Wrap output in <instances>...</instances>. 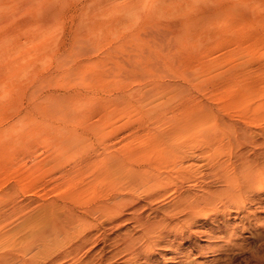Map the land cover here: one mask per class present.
<instances>
[{
	"label": "rangeland",
	"instance_id": "obj_1",
	"mask_svg": "<svg viewBox=\"0 0 264 264\" xmlns=\"http://www.w3.org/2000/svg\"><path fill=\"white\" fill-rule=\"evenodd\" d=\"M261 129L264 0H0L1 252L61 224L51 264H264V163L248 187L239 157ZM203 194L145 251L131 215Z\"/></svg>",
	"mask_w": 264,
	"mask_h": 264
},
{
	"label": "bare ground",
	"instance_id": "obj_2",
	"mask_svg": "<svg viewBox=\"0 0 264 264\" xmlns=\"http://www.w3.org/2000/svg\"><path fill=\"white\" fill-rule=\"evenodd\" d=\"M241 130V129H240ZM239 130V131H240ZM261 130H263V132L262 133H264V129H261ZM244 131H245V134L246 133H250V135H251V133H257L256 132V130H252L251 128H244ZM243 131V132H244ZM242 132V131H241ZM242 132V133H243ZM241 133V134H242ZM254 133L252 134L253 136H255L254 135ZM262 133H258V134H262ZM249 136V140L250 141H248V140H246V142L248 143V142H252L253 140H251V138L253 137V136ZM257 135V134H256ZM242 136H243V134H242ZM247 137V136H246ZM256 138V137H255ZM254 137L252 138V139H255ZM241 139V138H240ZM136 140V139H135ZM148 141H150V140H144V139H142V138H139L138 139V141H137V144H143V145H148ZM245 142V141H244ZM245 142V143H246ZM263 142V141H262ZM264 143V142H263ZM248 144H250V143H248ZM261 147V146H260ZM259 147V148H260ZM262 147L264 148V146H263V144H262ZM255 148V147H254ZM247 152V151H246ZM245 152V153H246ZM243 154V155H242ZM241 156H239L240 158H242L241 159V170L242 171H240V173L242 174V175H240V176H243L241 179H243L242 181H244L245 183L244 184H247L246 186H248V187H252V186H254L256 183H255V181L257 180V178H255V180H254V178L252 177L253 175H252V173H254L255 172V170H257L258 168H259V166L260 165H262L263 163H264V150H252L251 149V151L250 152H247L245 155H244V152L242 153V151H241V154H240ZM261 157V158H260ZM239 158V159H240ZM260 158V159H259ZM240 161V160H239ZM240 163V162H239ZM191 164H193L194 165V163L192 162ZM190 166V165H189ZM201 172V171H200ZM198 173V172H197ZM203 175V174H202ZM201 176V175H200ZM204 178V177H203ZM194 180H197L196 178L194 179ZM200 180V179H199ZM199 180H197V181H199ZM193 182V185L194 186H197L198 185V187L201 189V190H203V191H205L204 189H203V187H205L204 185H206L207 183H205V182H203L202 180V182L201 183H198V182ZM243 183V182H242ZM197 184V185H196ZM88 185V184H87ZM87 185H86V187H87ZM192 185V186H193ZM81 188V187H80ZM91 188V187H90ZM86 189V188H85ZM87 189H88V187H87ZM75 190H77L76 188H75ZM74 190V191H75ZM209 191V190H208ZM83 191H82V188L80 189V194L82 193ZM181 192V191H180ZM202 192V191H201ZM215 192V191H214ZM204 193V192H203ZM208 193V192H207ZM243 193V192H242ZM188 194V193H187ZM192 194V193H191ZM202 194V193H201ZM206 194V193H205ZM205 194H203V195H193V196H189L186 200H185V202L183 203V205L181 204V202L182 201H179V199H177L178 200V205H179V203H180V205H182V206H180L179 207V209H177V210H179V211H181L180 212V214L182 215V218L181 219H179L177 216H179V215H177V212L174 210V208H177V206H174L173 205V207H171V208H169L168 209V207H167V209H165V211L162 213V214H158V211H157V209L156 208H154L151 204H150V206L149 207H147L150 211H144V208L142 209V210H139V211H136V213L137 212H139L136 216H133V215H131L132 217L130 218V219H132L133 220V222L134 223H136L137 224V226H139L140 227V229H141V234L139 235V236H137L136 238H138L139 240H142L143 242H144V249H146L145 251H147L148 252V250L151 248V247H153V246H155V245H157L159 242H160V240H161V238L166 234V231H168V229L169 228H173V224H175L176 222H183V223H181V224H186V226H188V225H191V223L194 221V220H196V218H197V216L199 217V216H201V215H204L206 218L207 217H209L208 216V213H210V212H208V213H206L205 212V210H206V207L208 208L209 206H201V205H199V204H201V203H204V204H208L209 203V201H208V195H205ZM210 195H211V193H209ZM213 194V193H212ZM79 195V194H78ZM147 195V197L146 198H148V199H151L152 197V194L150 193L149 195L148 194H146ZM155 195H157V194H155ZM155 195H154V197H155ZM177 196L179 197L180 196V193L178 192V194H177ZM235 196V195H234ZM151 197V198H150ZM183 197H185V196H183ZM210 197H212V196H210ZM126 199V198H125ZM129 199V198H128ZM147 199V200H148ZM153 199V198H152ZM151 199V200H152ZM185 199V198H184ZM212 199V198H211ZM213 200V199H212ZM121 201H122V199H121ZM120 201V202H121ZM128 201V200H127ZM137 201V200H136ZM214 201V200H213ZM115 202H116V200H115ZM119 201H118V203H120ZM135 202V201H134ZM139 202V201H138ZM152 202H154L153 200H152ZM216 203H217V201H215ZM125 203H126V201H125ZM142 203V202H141ZM212 203V202H211ZM224 203V202H223ZM106 204V203H105ZM104 204V205H105ZM108 204V203H107ZM103 205V210L106 212V214H105V212L103 211L102 213H104L105 215H109L110 214V212H113V213H116V212H119L116 208H117V206H116V204H114V205H111V206H109V205ZM123 204H124V202H123ZM128 204V203H127ZM133 204H135V203H133ZM140 204V203H139ZM213 204H214V202H213ZM225 204V203H224ZM223 204V205H224ZM125 205V204H124ZM137 205V204H136ZM142 205V204H141ZM145 205L146 204H143V206L142 207H145ZM148 205V204H147ZM209 205H210V203H209ZM215 205V204H214ZM102 206V205H101ZM119 206V205H118ZM139 206V205H138ZM138 206H137V208L135 209V210H138ZM96 207V206H95ZM141 207V208H142ZM170 207V206H169ZM209 208H211V207H209ZM213 208H214V206H213ZM218 208V207H217ZM100 209V208H99ZM114 209H116L115 211H113ZM120 209H121V207H120ZM214 209H216V208H214ZM152 210V211H151ZM207 210H209V209H207ZM216 210H218V209H216ZM210 211V210H209ZM87 212V211H86ZM101 212V211H100ZM217 212V211H216ZM109 213V214H108ZM112 213V214H113ZM103 214V216L106 218L107 216H105ZM211 214V213H210ZM110 216V215H109ZM111 217V218H110ZM110 217H108V222L106 223L107 225H105L104 226V228H103V230H102V232L103 233H106L107 231H106V229H112V228H117V227H119V222L117 221L118 220V217L116 218V220L115 219H112L113 217H112V215L110 216ZM181 217V216H180ZM120 218V217H119ZM125 218V217H124ZM130 219H129V221H130ZM106 220V221H107ZM195 222V221H194ZM123 224V223H122ZM121 226V225H120ZM65 227V226H64ZM64 227H62V225L60 224V228L58 227V225H50V226H48V228H46V227H40L39 229H35V230H33V228L31 229L32 231L30 232V239H29V241L28 242H25L26 244H25V247H23V245L24 244H22V243H24V242H21V244H20V242L19 243H17V242H15V243H10V245H7V247L9 246V248H10V246H11V249H12V247H13V250L14 249H17V248H19V245H21V247H23L22 249H21V247L19 248V249H17L16 251H14L13 252V250H12V252L11 253H4V252H1V250H0V264H11V263H16V261L18 262L17 264H47V262H49L50 261V264H51V260L52 261H54V262H58V260H53V259H51V260H47V262H46V257H44V256H47L48 257V255L47 254H49V251H50V247L47 245V244H45L46 242H48V244H49V242L50 241H46V237H45V233H46V231L47 230H50V233H51V235H53V236H55V234L57 233V229L59 228V231H61V234H60V232H59V234L60 235H62L63 236V234L66 236V237H68L67 236V233H68V227L67 228H64ZM88 228H90V226L88 227ZM185 228V227H184ZM85 230V229H84ZM91 230V229H90ZM86 231V230H85ZM85 231H83V232H81L82 234L81 235H83V233L85 232ZM88 231H89V229H88ZM87 231V232H88ZM106 231V232H105ZM92 232V231H91ZM63 233V234H62ZM107 234V233H106ZM92 235V234H91ZM90 235V236H91ZM97 235V237H96V239L94 240V242H93V244H95V242H97V240L98 239H100V238H102V237H100V234H96ZM95 235V236H96ZM105 235V234H104ZM52 236V237H53ZM59 236V235H58ZM61 236V237H62ZM64 236V237H65ZM85 236H86V234H85ZM84 236V237H85ZM83 237V238H84ZM87 237H89V236H87ZM87 237H85V238H87ZM100 237V238H99ZM105 237V236H104ZM90 238V237H89ZM131 238V240H132V237H130ZM54 240H56L55 238H53ZM59 239V238H58ZM134 239V238H133ZM84 240V239H83ZM82 240V241H83ZM130 240V239H129ZM64 241V240H63ZM63 241H61V242H59V243H62ZM68 241V240H67ZM133 241V240H132ZM132 241H130V243H129V241H127V242H125V247L126 246H130L132 243ZM70 242V241H69ZM76 242V241H75ZM84 242L86 243V241L84 240ZM1 243V242H0ZM51 243V242H50ZM52 243H53V240H52ZM51 243V244H52ZM17 244H19V245H17ZM58 244V243H57ZM70 244V243H69ZM76 244V243H75ZM75 244H73V245H75ZM78 244V243H77ZM93 244L90 246V248L88 247V249H91V248H93ZM115 244H117V243H115ZM123 243H121V245H122ZM143 244V243H142ZM141 244V245H142ZM4 245V244H3ZM3 245H1L0 244V249H1V247L3 246ZM15 245H17V246H15ZM53 246H54V244H52ZM73 245H71V246H73ZM84 245V244H83ZM52 246V247H53ZM60 246V245H59ZM15 247V248H14ZM75 247V246H74ZM78 247V246H77ZM141 247V246H140ZM5 248V247H4ZM9 248H8V252L11 250H9ZM25 248V249H24ZM65 248H67L66 246H65ZM64 248V249H65ZM81 248V247H80ZM124 248V247H123ZM132 248V247H131ZM139 248V247H138ZM52 249V248H51ZM70 249V248H69ZM78 249V248H77ZM117 249V248H116ZM142 248H140V250H141ZM143 249V250H144ZM152 249V248H151ZM20 250H22L21 251V253H19V251ZM24 250H27V252L28 251H30V253L27 255V253H26V256H25V253H24ZM53 250V249H52ZM59 250H60V248H59ZM71 251H73L72 250V248L70 249ZM120 251H121V249H119ZM136 250H137V248H136ZM140 250H139V252H140ZM60 251H63V249H61ZM65 251H67V250H64V255H69L67 252H65ZM110 251V250H109ZM118 251V250H117ZM23 252V253H22ZM26 252V251H25ZM75 252V251H74ZM85 252H86V250H85ZM119 252V251H118ZM58 253V252H57ZM61 253V252H60ZM66 253V254H65ZM89 253V252H88ZM114 253H115V251H114ZM117 253V252H116ZM122 253V252H121ZM141 254H143V253H141ZM136 255H137V253H136ZM59 256V255H58ZM88 256V255H87ZM49 257H50V255H49ZM49 257H48V259H49ZM131 257V256H130ZM63 259H64V257H62ZM67 258V257H66ZM72 258V257H71ZM99 258V257H98ZM100 258H102L101 256H100ZM69 259V258H68ZM67 259V260H68ZM79 259V260H78ZM78 259L77 260H73V261H71V262H68L67 260V262H59V263H57V264H102L101 262H99L97 259H96V257L93 255V254H91V255H89L88 257H86L85 259L83 258V259H80L79 257H78ZM15 262H14V261ZM13 261V262H12ZM46 262V263H45ZM54 262H52V264L54 263ZM49 264V263H48ZM55 264V263H54Z\"/></svg>",
	"mask_w": 264,
	"mask_h": 264
}]
</instances>
